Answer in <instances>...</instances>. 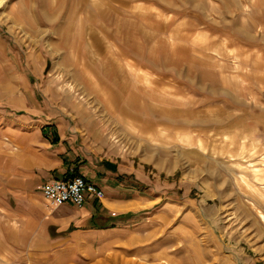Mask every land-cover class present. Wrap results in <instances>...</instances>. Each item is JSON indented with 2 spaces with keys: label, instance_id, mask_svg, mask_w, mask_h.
I'll use <instances>...</instances> for the list:
<instances>
[{
  "label": "rangeland",
  "instance_id": "rangeland-1",
  "mask_svg": "<svg viewBox=\"0 0 264 264\" xmlns=\"http://www.w3.org/2000/svg\"><path fill=\"white\" fill-rule=\"evenodd\" d=\"M0 26L68 160L138 201L111 227L95 213L114 210L83 225L73 208L39 245L15 231L0 264L35 246L58 264H264V0H0Z\"/></svg>",
  "mask_w": 264,
  "mask_h": 264
},
{
  "label": "crops",
  "instance_id": "crops-1",
  "mask_svg": "<svg viewBox=\"0 0 264 264\" xmlns=\"http://www.w3.org/2000/svg\"><path fill=\"white\" fill-rule=\"evenodd\" d=\"M2 31L0 26V247L4 246L6 251L5 246H16L10 239L15 231L20 236L27 232L31 236L29 245H39L40 225L57 223L62 226L66 221L63 214L67 216V211H73V208H77L79 224L84 225L97 214L111 227L114 218L110 215L119 222L125 218L123 211L130 209L129 206L137 203V199L120 191L108 192L106 182L114 177L106 174L107 171L88 169L68 160L67 147L54 129V124L42 122L35 96L26 92V85L17 73L8 36ZM73 175L93 183L102 192L101 197L85 195L81 206L65 202L54 210L42 208L43 197L37 193V190L40 193V186L48 180ZM17 200H22L23 205H18ZM24 200L27 202L23 203ZM96 204H102L114 213L106 210L91 213L89 206ZM42 215L45 216L43 219ZM69 246L66 244L65 249ZM27 253L30 257H37L33 259L35 264L59 262L58 255L38 250V246ZM70 261L71 258H65V263Z\"/></svg>",
  "mask_w": 264,
  "mask_h": 264
},
{
  "label": "built area",
  "instance_id": "built-area-1",
  "mask_svg": "<svg viewBox=\"0 0 264 264\" xmlns=\"http://www.w3.org/2000/svg\"><path fill=\"white\" fill-rule=\"evenodd\" d=\"M40 194L54 206H59L65 202L81 206L85 195L99 198L102 192L82 176L73 175L66 178H54L44 182L40 186Z\"/></svg>",
  "mask_w": 264,
  "mask_h": 264
}]
</instances>
